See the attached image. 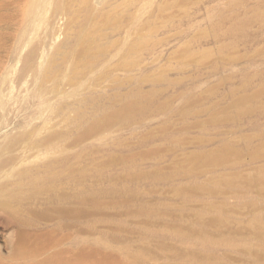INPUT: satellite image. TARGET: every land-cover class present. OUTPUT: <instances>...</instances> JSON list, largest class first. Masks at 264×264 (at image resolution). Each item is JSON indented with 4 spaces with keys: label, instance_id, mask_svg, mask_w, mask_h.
I'll list each match as a JSON object with an SVG mask.
<instances>
[{
    "label": "rangeland",
    "instance_id": "obj_1",
    "mask_svg": "<svg viewBox=\"0 0 264 264\" xmlns=\"http://www.w3.org/2000/svg\"><path fill=\"white\" fill-rule=\"evenodd\" d=\"M246 2L167 0L152 14L158 29L133 35L153 40L154 53L140 62L165 77L154 93L140 82L152 109L133 107L71 140L58 129L54 193L0 200V264H264V121L243 111L249 102L232 106L240 96L233 90L264 69V30L249 37L190 28L208 24L205 9L230 16ZM30 5L0 0L5 95L32 77H19L22 57L43 35L23 48L36 32L26 29ZM197 6L203 11L192 15Z\"/></svg>",
    "mask_w": 264,
    "mask_h": 264
},
{
    "label": "bare ground",
    "instance_id": "obj_2",
    "mask_svg": "<svg viewBox=\"0 0 264 264\" xmlns=\"http://www.w3.org/2000/svg\"><path fill=\"white\" fill-rule=\"evenodd\" d=\"M246 3L243 12L230 16L216 17L210 8L205 9L208 24L203 26L196 21L190 28L202 31L226 28L239 35L248 32L251 37V30H264V0ZM167 6V0H31L26 29L36 32L23 48L32 45L29 44L39 31L43 34L21 59L19 77L22 79L31 72V80L26 79L24 89L17 93L0 92L3 203L18 202L26 192L54 193L59 166L63 163L57 158L60 127L63 138L71 140L78 132L86 136L133 107H139L142 113L152 109L149 99L143 98L146 94L140 82L152 83L154 93L165 77L140 62L146 52L154 53L153 40L134 36L143 34L147 28L157 30L151 27L154 21L151 16L165 11ZM201 7H195L192 15L200 14ZM52 35L57 41L48 46L47 37ZM143 45L148 46L146 51L142 50ZM38 49L42 51L39 55ZM236 91H240V96L234 97L232 106L239 108L249 102L250 106L243 111L264 121V69L249 73L242 86L233 90ZM46 112L51 116L42 119ZM58 115L62 119L55 123ZM44 146L51 149H39L34 158L25 154L29 149ZM227 150L224 147L217 154Z\"/></svg>",
    "mask_w": 264,
    "mask_h": 264
}]
</instances>
